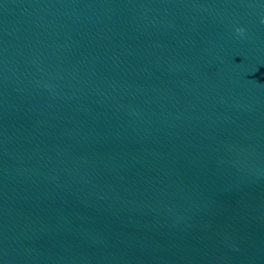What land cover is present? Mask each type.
Listing matches in <instances>:
<instances>
[{
	"label": "water",
	"instance_id": "95a60500",
	"mask_svg": "<svg viewBox=\"0 0 264 264\" xmlns=\"http://www.w3.org/2000/svg\"><path fill=\"white\" fill-rule=\"evenodd\" d=\"M0 264H264V0H0Z\"/></svg>",
	"mask_w": 264,
	"mask_h": 264
},
{
	"label": "clouds",
	"instance_id": "9594fccd",
	"mask_svg": "<svg viewBox=\"0 0 264 264\" xmlns=\"http://www.w3.org/2000/svg\"><path fill=\"white\" fill-rule=\"evenodd\" d=\"M237 31H238V32H242V31H243V29H237Z\"/></svg>",
	"mask_w": 264,
	"mask_h": 264
}]
</instances>
